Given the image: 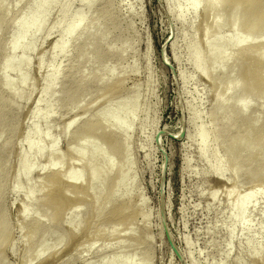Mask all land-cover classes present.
Masks as SVG:
<instances>
[{
    "label": "rangeland",
    "instance_id": "374dc122",
    "mask_svg": "<svg viewBox=\"0 0 264 264\" xmlns=\"http://www.w3.org/2000/svg\"><path fill=\"white\" fill-rule=\"evenodd\" d=\"M36 1L0 0V93L11 107L0 120L10 228L7 239L0 236V264H264V142L256 136L264 88L237 47L209 55L205 74L191 60L195 44L217 47L232 34L229 8L219 11L223 26L214 31L204 1L180 16L186 0H57L29 48L12 53L17 23ZM74 22L80 26L70 38ZM248 45L251 53L264 49V25ZM11 54L22 61L6 71ZM121 107L124 127L136 109L128 132L113 122ZM98 119L128 136L123 150L114 152L102 131H85ZM201 125L210 135L204 154L195 136ZM27 137L44 152L25 175ZM54 170L66 182L69 172L80 175L57 217ZM251 190L259 195L245 225L234 222L231 204ZM123 200L130 208L114 217Z\"/></svg>",
    "mask_w": 264,
    "mask_h": 264
},
{
    "label": "bare ground",
    "instance_id": "6f19581e",
    "mask_svg": "<svg viewBox=\"0 0 264 264\" xmlns=\"http://www.w3.org/2000/svg\"><path fill=\"white\" fill-rule=\"evenodd\" d=\"M57 0H38L31 8V11L29 14L23 16L17 23V31L11 41L10 49L12 53H14L16 50H27L29 48V43L27 39L32 38L35 34L41 31L43 23L45 22L46 16L51 10V8L54 6V3ZM84 1V0H81ZM91 3H94L95 0H89ZM204 1L203 8L209 13L208 20L211 22V28H213L214 31H218L222 26V18L219 14L220 10L228 9L230 10V27L232 29V34L228 37H221L218 39L217 47H210V48H201L199 44H195L193 47V50L191 52V60L195 66L196 69L201 71V73L207 72V62L206 58L210 55L212 57H220V47L223 45H229L231 48L237 47L239 49V53L243 57H251V62L249 65V68L247 70L248 74H254L255 84L257 88H264V49H255L252 52L253 46L248 45V38L249 35L254 32L256 29H258L261 25H264V0H225L222 2L221 0H186V6L184 8H180L178 10V13L180 16H184L187 14L188 11H197L200 8L201 2ZM68 8H63V13H67ZM214 15H213V14ZM62 19L58 22L57 26L61 24ZM240 25L244 26L245 28V34L243 36H239L237 34V27ZM56 26V27H57ZM80 24L79 22H74L67 31V35L71 38L73 34L77 31ZM201 33L204 38L210 36L209 29L202 28ZM251 54V55H249ZM222 60L225 59V55H222ZM22 60H19L18 62L15 61V58L13 54H11L9 57L6 58L4 63V69L6 71L11 70L17 63H20ZM24 62L27 63V60L24 59ZM222 63L218 65V68L221 69ZM253 76V75H252ZM6 84L10 85L11 81L6 80ZM118 85L121 87L123 85L122 81H118ZM228 91V88L225 89V92ZM245 98H241V105L245 104ZM10 104L7 103L4 95L0 93V120H4L5 117L9 114L10 111ZM124 110V107H121V109L118 111V113L114 116L113 122L116 124V126L123 129V131L128 132L130 128V122H131V115L133 116L135 114L136 109H131L129 113V124H127L125 127L121 125L120 119L122 117V111ZM75 120H73L71 123H74ZM70 123V124H71ZM69 126V125H68ZM253 127V126H252ZM85 131L91 132L95 130L102 131L103 135L107 137V139L111 142V149L114 152H119L121 149L123 150L125 147V144L128 140V136H126L124 139H122L118 132L112 130L107 131L104 122L102 119H98L96 121H88L84 125ZM264 128V125L257 128V139L258 142H264V132L262 131ZM35 134L37 133V129H34ZM195 136L198 139L199 146L201 153L204 154L207 150L208 144H209V131L208 128L205 125H201L197 128V131L195 133ZM27 146L28 150L25 151L21 155L20 159V165H21V172L25 175H27L32 167V157L33 156H41L44 152V147L41 144V141L35 142L30 137H27ZM248 146H246L247 148ZM251 149V154H252ZM5 154V151H3V155ZM261 165L259 169L261 170L264 167V155L260 157ZM55 166V165H54ZM52 165V168L54 167ZM2 169L0 167V236L4 239H7L10 233V228L8 224V216L5 212V205H4V192H5V179L2 172ZM109 169L113 170V165L110 164ZM111 171L108 170L109 174ZM213 173L217 175V177L221 178L223 176V172L221 167H217L213 170ZM68 181H64V175L59 170H54L52 172V185L56 184V182H59L61 185L56 191L55 189L50 190L49 192L54 191L53 195L50 194L52 198H50L51 203H53V209H54V215L60 216L64 209V204L62 201H66V199H70V191L71 188L74 186L75 180L80 178L79 173H76L75 171L69 172L67 175ZM124 177H122L123 180ZM219 178V179H220ZM64 184H67L68 186H65ZM64 185V186H63ZM82 188L84 190H89V185H85ZM214 195V194H213ZM259 192L256 190H251L241 197H239L234 203H232V219L234 222H239L241 224L245 225V216L247 209L250 205V203L256 201L258 198ZM119 197H116L114 201L119 200ZM58 199V203H57ZM119 204L115 205L113 209H111V212L113 213L114 217H119L125 214L127 209L130 208V202L129 200H123L118 201ZM57 203V204H56ZM101 215H99L100 217ZM101 218V217H100ZM99 218V220H100ZM5 241V240H4ZM1 244V243H0ZM39 256L37 255L36 258Z\"/></svg>",
    "mask_w": 264,
    "mask_h": 264
}]
</instances>
